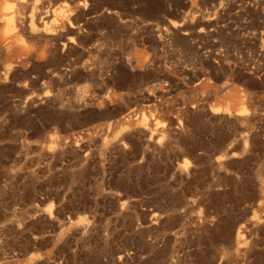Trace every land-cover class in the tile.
I'll return each mask as SVG.
<instances>
[{
  "label": "rangeland",
  "instance_id": "1",
  "mask_svg": "<svg viewBox=\"0 0 264 264\" xmlns=\"http://www.w3.org/2000/svg\"><path fill=\"white\" fill-rule=\"evenodd\" d=\"M25 2L0 0V264H264V0Z\"/></svg>",
  "mask_w": 264,
  "mask_h": 264
},
{
  "label": "bare ground",
  "instance_id": "2",
  "mask_svg": "<svg viewBox=\"0 0 264 264\" xmlns=\"http://www.w3.org/2000/svg\"><path fill=\"white\" fill-rule=\"evenodd\" d=\"M17 2H18V1H17ZM19 3H20L21 6H22V3H23V5H24V3H26V2H25V0H19ZM17 4H18V3H17ZM20 4H19V5H20ZM17 6H18V5H17ZM14 19H15V18H14Z\"/></svg>",
  "mask_w": 264,
  "mask_h": 264
}]
</instances>
